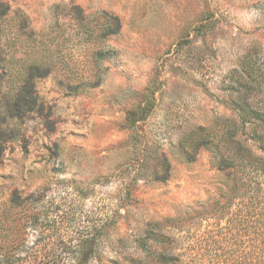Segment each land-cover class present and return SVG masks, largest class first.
<instances>
[{"label":"rangeland","instance_id":"obj_1","mask_svg":"<svg viewBox=\"0 0 264 264\" xmlns=\"http://www.w3.org/2000/svg\"><path fill=\"white\" fill-rule=\"evenodd\" d=\"M0 2L41 35L56 27L57 5L120 20L118 32L97 43L107 53L96 64L75 36L65 41L70 65L77 56L84 61L72 81L78 71L92 84L71 88L52 72L34 81L35 110L9 112L0 207L11 194L43 206L40 257L69 254L95 233L93 264H134L144 257L138 242L151 224L194 215L228 193L231 179L214 164V153L201 146L188 161L182 146L199 126L221 134L237 120L236 75L244 61L256 67L259 89L247 100L264 108V0ZM5 69L2 99L9 94L1 82ZM160 158L170 173L154 180ZM27 231L31 244L38 235Z\"/></svg>","mask_w":264,"mask_h":264},{"label":"trees","instance_id":"obj_2","mask_svg":"<svg viewBox=\"0 0 264 264\" xmlns=\"http://www.w3.org/2000/svg\"><path fill=\"white\" fill-rule=\"evenodd\" d=\"M54 14L56 27L41 35L29 28L23 14L11 12L0 2V70L7 66L1 82L9 87L6 98L0 94V159L12 131L9 112L36 109V79L55 72L71 88L92 84L88 75L78 71L76 84L72 81L73 70L82 69L84 61L77 56L76 67L70 65L66 39L76 37L96 64L107 53L97 43L120 28L119 17L107 11L88 15L78 5L68 4L57 5ZM255 73L256 67L247 60L242 74L236 75L237 120L227 121L221 134L199 126L183 141L188 161L195 159L201 146L214 153V164L231 179L228 193L194 215L151 224L138 242L144 257L134 264H264V108L247 100L259 90L253 85ZM157 160L153 179L165 180L169 163L165 158ZM42 214V205L26 204L16 194H11L6 207H0V264H93L90 260L99 240L95 233L71 246L69 254L62 251L52 258L40 257L36 252L42 236L38 229L44 225ZM29 227L38 235L31 244Z\"/></svg>","mask_w":264,"mask_h":264}]
</instances>
